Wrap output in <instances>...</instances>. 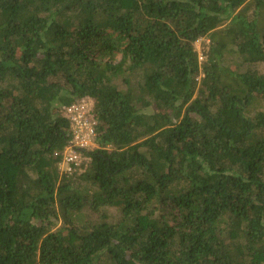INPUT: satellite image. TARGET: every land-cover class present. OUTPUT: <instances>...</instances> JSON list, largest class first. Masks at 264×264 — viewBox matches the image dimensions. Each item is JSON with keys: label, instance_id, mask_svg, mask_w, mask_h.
Listing matches in <instances>:
<instances>
[{"label": "trees", "instance_id": "obj_1", "mask_svg": "<svg viewBox=\"0 0 264 264\" xmlns=\"http://www.w3.org/2000/svg\"><path fill=\"white\" fill-rule=\"evenodd\" d=\"M0 264H264V0H0Z\"/></svg>", "mask_w": 264, "mask_h": 264}, {"label": "built area", "instance_id": "obj_2", "mask_svg": "<svg viewBox=\"0 0 264 264\" xmlns=\"http://www.w3.org/2000/svg\"><path fill=\"white\" fill-rule=\"evenodd\" d=\"M62 114L70 123L71 133L67 145L61 152L57 167L61 168L64 173H71L79 166L82 156L76 148H87L94 143L93 99L89 96H82L62 107Z\"/></svg>", "mask_w": 264, "mask_h": 264}, {"label": "rangeland", "instance_id": "obj_3", "mask_svg": "<svg viewBox=\"0 0 264 264\" xmlns=\"http://www.w3.org/2000/svg\"><path fill=\"white\" fill-rule=\"evenodd\" d=\"M207 43H208V40L206 39V37H202V38L198 39L194 43V47H195V49L197 51V54H198L200 60H202L204 58V52L207 49ZM94 145H95V143H93L91 146H88L87 148L94 147ZM87 161H88V158L87 157L81 156V159L79 161V168L76 170V172H79L82 169V167H80L81 164L82 163H86ZM58 172L64 174V172H62L61 168L58 169ZM113 215H116V214H114V211H112L110 213V216L111 217ZM90 217H92V215ZM113 217H116V216H113Z\"/></svg>", "mask_w": 264, "mask_h": 264}]
</instances>
